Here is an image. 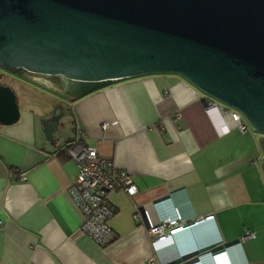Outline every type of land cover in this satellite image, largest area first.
<instances>
[{
    "label": "crops",
    "instance_id": "obj_1",
    "mask_svg": "<svg viewBox=\"0 0 264 264\" xmlns=\"http://www.w3.org/2000/svg\"><path fill=\"white\" fill-rule=\"evenodd\" d=\"M58 81L41 82L53 94L36 89L37 110L26 105L14 122L0 121V264H179L168 260L195 249L189 264H264V131L207 107L210 97L178 72L120 77L77 96ZM80 136L137 186L108 192L107 245L81 231L69 193L78 166L63 146ZM140 206L153 219L189 223L172 234L171 254L166 245V255L155 253Z\"/></svg>",
    "mask_w": 264,
    "mask_h": 264
},
{
    "label": "water",
    "instance_id": "obj_2",
    "mask_svg": "<svg viewBox=\"0 0 264 264\" xmlns=\"http://www.w3.org/2000/svg\"><path fill=\"white\" fill-rule=\"evenodd\" d=\"M0 68L61 75V92L76 96L120 77L178 72L264 131V0H0ZM19 116L14 88L0 82V121ZM43 128L50 137L51 123ZM196 253L168 261L189 264Z\"/></svg>",
    "mask_w": 264,
    "mask_h": 264
},
{
    "label": "built area",
    "instance_id": "obj_3",
    "mask_svg": "<svg viewBox=\"0 0 264 264\" xmlns=\"http://www.w3.org/2000/svg\"><path fill=\"white\" fill-rule=\"evenodd\" d=\"M216 105L225 107L230 118L240 129H246L250 126L239 110L213 97L207 99V107ZM111 122L109 119L103 120L101 122L102 128L108 127ZM81 138L82 136L63 146V149L76 160L78 166L76 178L69 186V193L82 213L81 231L92 237L100 245H107L113 239V229L109 219L114 213V209L107 198L108 192L121 189L130 195L137 190V186L133 181L132 174L127 169L114 163L111 157L102 155L95 145L85 144ZM139 214L141 215L139 208H137L133 216L138 217ZM143 216L148 225L150 241L155 253L158 256L171 254L173 248L170 245L169 236L189 223L181 220L178 214L153 219L146 208H144ZM208 216L210 215L204 217ZM249 234L250 232L247 231L242 237ZM165 245L168 249L166 254H164Z\"/></svg>",
    "mask_w": 264,
    "mask_h": 264
},
{
    "label": "rangeland",
    "instance_id": "obj_4",
    "mask_svg": "<svg viewBox=\"0 0 264 264\" xmlns=\"http://www.w3.org/2000/svg\"><path fill=\"white\" fill-rule=\"evenodd\" d=\"M2 71L5 72V75L1 79V82H5L7 84H10L11 87L14 88V90L16 92L19 107L23 111L25 110L24 107H26V105H28L29 107H32L33 110L34 109L37 110L39 105H41L37 101V99H39V98H36L35 100H33V97L35 96L34 92H36L37 90H41L43 92L51 93L50 91L45 90V89L50 90V88L47 87L45 84L41 83V81H39V80H44L46 82L47 81L49 82L50 79L48 78V76L44 75V73H35L33 71L27 73L31 77H35V78L39 79V80H37V79H31L29 77H25L23 75L18 74L17 72H14V71H9L6 69H4ZM46 78L49 80H47ZM58 83L60 84L59 81H58ZM33 88H35V89H33ZM51 94H53V93H51ZM23 95H25V98ZM54 107H55V105L53 106V109L55 110ZM47 109H48V107H47ZM46 113L47 112L44 111V114H46Z\"/></svg>",
    "mask_w": 264,
    "mask_h": 264
},
{
    "label": "flooded vegetation",
    "instance_id": "obj_5",
    "mask_svg": "<svg viewBox=\"0 0 264 264\" xmlns=\"http://www.w3.org/2000/svg\"><path fill=\"white\" fill-rule=\"evenodd\" d=\"M0 71H1V72H0V81H1V79H2L3 76L5 75V72H3L2 70H0ZM29 72H31V71L23 68V69L20 71V73H18V74L23 75V76H25V77H29V78H31V79H37V80H39L38 78L31 77L30 75H28L27 73H29ZM33 72H35V71H33ZM35 73H41V72H35ZM44 75L48 76L49 79H50V78H51V79H54V77H55V78L57 77V79H58L59 81L62 79V78H61L59 75H57V74H46V73H44ZM39 81L43 82V80H39Z\"/></svg>",
    "mask_w": 264,
    "mask_h": 264
},
{
    "label": "bare ground",
    "instance_id": "obj_6",
    "mask_svg": "<svg viewBox=\"0 0 264 264\" xmlns=\"http://www.w3.org/2000/svg\"><path fill=\"white\" fill-rule=\"evenodd\" d=\"M61 76V75H60ZM62 77V76H61ZM211 217V216H209ZM169 236V235H168ZM169 242L172 243V235L169 236ZM184 259V258H183Z\"/></svg>",
    "mask_w": 264,
    "mask_h": 264
},
{
    "label": "trees",
    "instance_id": "obj_7",
    "mask_svg": "<svg viewBox=\"0 0 264 264\" xmlns=\"http://www.w3.org/2000/svg\"><path fill=\"white\" fill-rule=\"evenodd\" d=\"M1 72V71H0ZM1 82V81H0ZM62 151H64L63 149H62Z\"/></svg>",
    "mask_w": 264,
    "mask_h": 264
}]
</instances>
